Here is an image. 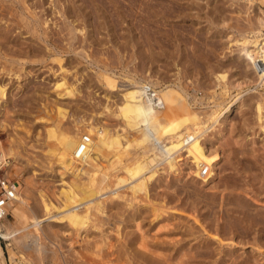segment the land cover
<instances>
[{
  "label": "rangeland",
  "instance_id": "rangeland-1",
  "mask_svg": "<svg viewBox=\"0 0 264 264\" xmlns=\"http://www.w3.org/2000/svg\"><path fill=\"white\" fill-rule=\"evenodd\" d=\"M134 1L136 5L133 3ZM134 1L26 0L28 7L36 12L39 18L41 17L39 32L42 34L51 33L49 35L53 43L52 47L63 59L65 69L69 70L66 74L67 81L79 88V92L73 95L66 94L60 88L61 72L58 64L49 60L52 57L45 55L47 53L44 50L45 43L24 27L21 15L26 16L27 12L22 3L23 0H0V33L9 30L10 36V38L8 34L7 38L0 36V149L6 154L7 150L12 148L15 155L7 160L9 165L6 170L7 174L4 177L1 176L14 182L19 200L23 199L28 205L24 207L23 203L21 206L17 205L16 201H12L6 208V217L0 222V247L6 264H142L141 257L138 255L139 259H135L131 253L139 250L137 246L140 243L136 239V236L140 239V233L134 229L133 217L142 221L137 218L140 215L135 213L136 206L140 205L145 209H140L142 213L150 209L144 202H133L134 208H129L126 205L128 203L125 204L123 200L114 199L115 208L108 203L106 214L98 216V225L102 223L99 230L92 229L88 233H84L82 239L74 235L71 236V234L69 236L63 234L64 231H68L64 225L58 226L48 221L46 224H49L43 228L47 238L41 237L40 242L43 246L40 253H36L35 250L23 249L36 234L33 229H23L26 227V222L22 218V215L29 217L32 213H40L35 189L44 183L41 187H45L48 198H51L53 204L59 203L56 198L59 188L71 185V182H75V180L76 183L79 182L75 177L76 174L73 173L76 169L74 167H83V162L72 155L73 152L79 153L81 156L84 154L76 150L75 137H81L85 130L97 123L102 127L105 125L104 128L108 127L106 129L109 131L112 129L111 133L113 128L118 129L117 120L106 113L104 106L112 108L113 104L120 100L121 95L125 98H133V90L136 87L143 90L145 87H149L160 98L161 105L158 103L157 109L163 115L171 112L170 114L174 118L170 122L172 132L181 130L183 125L196 123L201 117L200 120H206L211 111L220 109L222 111L231 98H234L233 101L238 99L230 114L221 120L220 126H212L214 128H211L212 132L209 129L210 133L207 132L206 136L201 138L202 143L198 142L199 153L202 152L200 154L204 159L203 167H206L205 163L209 166L206 167L209 172L201 178H207V183L198 184L196 182L200 180V177L197 176V172L200 170H196L195 160L189 158L184 149L180 150L179 154L181 155L177 159V165L174 166L175 172L173 168L171 173L167 169V164L162 163L161 166L164 170H159L155 180L151 182L150 198L153 201L157 199L154 202L164 201V206H173V208L184 212L179 220L183 225H186L187 220L188 225L192 224V218L187 215L191 214L190 212L196 214L200 221L207 216L210 220L207 229L210 231L214 226L213 223L217 224L214 221L217 218L214 211L219 205L221 193L238 194L239 200L243 199L264 210V66L255 63V58L260 56V51L261 54L264 53V0H177L178 5L181 6H177L179 9H188L185 11L186 16L176 20L174 18L160 19L157 24L153 18L151 22L149 12L146 15V4L153 6L155 2L156 5L162 3L163 8L158 5L159 8L156 6V10L158 9L162 13L164 11L163 16L168 15L171 4L165 0H161V2L159 0ZM114 4L119 6L118 13L116 12L118 6L116 5V7ZM64 6L66 13H69L61 17L59 12H63ZM170 13L173 15L174 12L171 10ZM147 18L149 22L145 24ZM44 20L48 22L46 21L47 25L42 26ZM67 25L71 30L74 28V31L72 30L73 39L70 40ZM81 29L84 30L80 33ZM41 39L43 40V38ZM133 39H138L143 43L141 42L140 47L134 46ZM256 40L260 42L261 46H256ZM23 49L25 51L31 49L33 53H28L27 57L19 55V51ZM19 58H24L20 61L23 64H21L23 67L21 71H18L17 61ZM12 60L14 63L10 65ZM33 60L36 62L33 63ZM10 69L19 73L21 79L16 81L13 76H10L11 74L8 75L7 70ZM53 73L56 75L54 76ZM99 74L108 76L111 79L109 84L101 77L98 78ZM55 82H58V85ZM217 84H220L225 91L223 97H218L221 89ZM141 94L144 95V92ZM5 95L8 97L6 98ZM164 96H171L169 98L173 101L167 102ZM220 104L222 105L220 106ZM57 112L60 113L57 114ZM162 114L161 120H165ZM204 125L211 126L208 122ZM52 128L56 129V138H50ZM120 134L122 135L121 132ZM165 134L161 133L159 137L161 140L158 139L159 141L153 144L154 152L159 151V146L175 142L172 140V135L167 133L166 136ZM94 140L99 143L97 137ZM58 145L63 147L66 155H71L70 158H65L60 162V166L65 165L66 167L65 169L60 168L61 174H64L61 176L63 178L61 182L60 173L57 171L58 164L54 163L52 170L46 168L48 167V157L46 158V153L43 152L52 146H55L52 149H57ZM93 148L89 151L90 154L89 152L87 154L86 164L91 167L97 166L98 172L103 174L105 173L103 167L106 164V159L102 150ZM84 151H86L85 148ZM133 153L142 155L141 151L132 148L129 157L120 151L118 158L122 163L128 162L135 156ZM52 158L56 157L51 156ZM55 160L58 161V158ZM71 165L75 166L71 168ZM161 166L158 168H162ZM211 172L214 174L212 175ZM85 178L84 176L83 180L86 182ZM243 190L248 195H245ZM113 191L106 188L103 192L104 197L97 194V199V195L94 194L91 202L96 203L101 198H115V194H111ZM121 192H124L123 194L127 198L129 192L126 188L121 189ZM162 193L165 197L171 196L172 201L169 203L168 200L162 201ZM253 194L258 196L259 203L252 200ZM117 206L118 208H116ZM131 209L134 211L133 213ZM93 211V209L90 211L91 216L95 215ZM129 214L131 217L128 216ZM146 215L144 221L141 222L142 229L147 230L146 235L148 234L147 236L150 237L149 235H152L153 231H149L148 225L151 224L149 223L151 221L154 224L153 216ZM123 219H126L124 224ZM118 224L124 228L116 226ZM203 224L206 223L203 222ZM210 226L211 229H209ZM117 228L121 233L119 237L115 234ZM197 228L199 229L198 226ZM198 229L193 232V236H196L199 242L196 239L195 241L191 240L193 239L191 237L185 239V242L195 244L193 245L196 248L191 250V254L195 251L199 254L197 261L199 263L197 264H242V260H244L243 264H264V233L258 238L253 233H249L241 243V239L237 237L233 239L225 237V240L219 243L214 237H202L201 229L200 231ZM7 231L19 233L14 238L5 240L3 235ZM186 235L189 236V234ZM134 238L136 240H133ZM208 240V244L205 243ZM244 241L249 242L247 244ZM126 243L128 246L125 245ZM129 243H132L133 246ZM198 243H200V247ZM97 244L101 246L99 247ZM205 244L210 249L202 248ZM104 245L106 246L104 247ZM212 251L215 253L212 254ZM153 258L158 259L156 256Z\"/></svg>",
  "mask_w": 264,
  "mask_h": 264
},
{
  "label": "bare ground",
  "instance_id": "bare-ground-1",
  "mask_svg": "<svg viewBox=\"0 0 264 264\" xmlns=\"http://www.w3.org/2000/svg\"><path fill=\"white\" fill-rule=\"evenodd\" d=\"M159 1L161 2V0H159ZM165 1H167L169 4H171V8H170V11L168 12V15H164V16H163V13L165 14L164 11L162 13V12H159L158 9L156 10L158 5H159V7L163 8V4L162 3L161 4L158 3L156 5V2H155L154 3L155 6L146 4V7L143 5L146 8L145 9L146 12H147L146 15H148L150 13L149 14V16H150L149 19L150 20L153 18V21H155L156 24H157L160 19L161 20L162 19L163 20L164 19L168 20V19H173L174 18V20H176L179 17L183 18L182 16H186L185 11L186 10L188 11V9L184 8L185 6L183 7L184 9H182V8L179 9L177 6H180V5H178L177 0H165ZM180 1H182V0H180ZM22 3L25 5V10L27 12V15L26 16L25 15L24 16L21 15V21L24 23V25H25L24 27H26L28 29V32H30L34 36H37V38L39 40H41L43 43H45L44 50L47 52L45 55H47L48 57H52L49 60H51V62H55V63L58 64L59 71L61 72V76H62V78L59 76L61 78V80L59 82L60 88L63 89L66 94H73L74 95V94L78 93L79 92V88L74 86V84L73 85L70 84L67 81V75L66 74H67V71H69V70L65 69V66L63 64V59L56 52L54 47H52L53 43L51 42V37H50L51 33H49V32L47 33L46 29H45L46 33L42 34L41 32H39V29L41 28L40 23H39L41 21L40 20L41 17L39 18L37 16L36 12L32 11L28 7L29 5H27L28 3L26 2V0H23ZM133 3H135V5H136L135 1ZM182 3H184V2H182ZM140 4H142V3L140 2ZM185 4H186V2H185ZM114 5L116 6L117 4H114ZM135 5H133V6H135ZM189 6H190V4H189ZM138 7H140V6H138ZM167 7H168V5H167ZM71 8H72V6H71ZM94 9H95V7H94ZM141 9H143V8H141ZM118 10H119V6H118V9L116 11L117 13L119 12ZM120 10H121V7H120ZM145 10H144V12H145ZM160 10H162V9L160 8ZM171 10L174 12L173 15H170L171 14L170 13ZM59 13L61 14V17H63V16H66V14H68L69 12L66 13V7L64 6L63 12L61 11ZM166 13H167V11H166ZM145 17H148V16H145ZM149 19L147 18V20L145 21V24H146V22H149L148 21ZM46 21L44 20L42 26L47 25L48 21L47 22ZM151 22H152V20H151ZM66 28H67L68 35L70 36L69 40L73 39L72 30L74 28L71 30V29L68 28V25H67ZM83 30L84 29L79 30L80 33L83 32ZM8 31L7 32H1L0 33L1 34L0 35L1 38H7L6 36L8 34ZM41 31H42V29H41ZM64 32H66V31H64ZM3 36H5V37H3ZM8 36H9V34H8ZM9 38H10V36H9ZM41 38H43V40ZM13 40H11V41H13ZM132 42H133L132 44H134V46H139L140 47L142 41L140 42L138 39H133ZM144 42H145V40H144ZM20 46H22V45H20ZM256 46L257 47L261 46L260 42L258 40H256ZM27 48H29V47H27ZM29 50L30 51H25V49H23V50L19 51L20 52L19 55L27 57V54L32 52L31 49H29ZM42 53H43V50H42ZM42 53H40V54H42ZM259 55L260 56L258 58H255V63H256V65L258 64L260 66H264V53L261 54V51H260ZM5 56H8V55L5 54ZM138 56H139V54H138ZM148 57H149V55H148ZM5 58H7V57H5ZM140 58H142L141 55H140ZM140 58H139V60H141ZM21 60H24V58H21V59L19 58V60L17 61V63L19 64V70L18 71H21L22 68H23L21 66V64H22L20 62ZM34 62H36V61L33 60V63ZM6 63H8V62L6 61ZM13 63H14V61L12 63H10V65H12ZM7 73H8V75L11 74L10 76H13L16 81L21 79V78H19V73H15V71L13 72L11 69L7 70ZM53 75H54V73H53ZM99 77H101L108 84H109V82L111 80L106 75L99 74L98 78ZM176 77H178V76H176ZM187 79H188V77H187ZM263 83H264V74H263ZM55 84L58 85V82H55ZM217 85H219L220 89H221L220 92L218 93L219 94L218 97H220V96L223 97L225 91L223 90V88L221 87L220 84H217ZM5 89L7 90V88H5ZM141 92H144V95H142ZM5 94H6V92H5ZM177 94H179V93H177ZM133 96L134 97L130 99V98H125V97H123L121 95L120 100H118L116 102V104H113L112 108L111 107L109 108V106H104V108L106 109V113L117 120L116 122H118V125H117L118 129L113 128V131L111 133L112 129H110V131H109V130L106 129L108 127L104 128V126H105L104 124H102V125H104L102 127L101 125H99L97 123L95 125H91L90 128L85 130L84 134L82 133L81 137L76 135L77 137H75V138H76L77 142L75 141L76 143H74L75 147H76V150H79L80 153H84V154L81 156V154L79 155V153L73 152L74 154H72V155L74 157H76L78 160H80L81 162H83L82 163L83 167H78V166L76 167L75 165H74L75 167L73 166L74 168H76L73 173L76 174L75 177L78 179L79 182L76 183V180H75V182H71V185L63 186V184H62V186H63V187L61 186L62 189L59 188V191L56 194V198H57V200L59 202L58 204H56V203H55L56 205L53 204L51 198L50 199L48 198L47 193L45 192V187L44 188H43V186L41 187V185H43L44 183L41 182L42 184L41 185L39 184L40 187H37V189H35L36 194H37L36 197L38 198L37 199L38 200V204L40 206V213L38 212L37 214H35V213L31 212L32 214L29 217H26V216L23 217V215H22V218L26 222V227H24L23 229L24 230L25 229L26 230L27 229H33V231H35L37 235L34 234L35 235V236L33 235L34 238H32L31 242L28 243V245L24 246L23 249L24 250H35L36 253H40V251L42 249V246H43L42 243L40 242V240H41V237L42 238H47L46 234L44 233V229L43 228L49 224V223L46 224L48 221H50L51 223H54V224H56L58 226H61V224L64 225V227H66L68 231H64L63 234L68 235V236H69V234H71V236L74 235V236H77V237L81 238L84 233H88L92 229L98 231L99 227L102 226V223H101V225H98L99 224L98 223V216L101 217V216H104V214H106L105 210L108 208V207H106L108 205V203H109V205H113L114 208H115L116 203H114V199H119L120 201L123 200L125 202V204L128 203L126 205H128L127 207H129V208H134L133 202H137V203L144 202L150 208V209H148L149 211H145V213H142V212H140V209H143V207H140V205L139 206L137 205L136 206L137 209H136V212H135V213H139L140 216L137 217V218H139L142 221H144V219H145L144 216L146 214H148L150 216L151 215L153 216L152 220H153L154 224L151 221V222H149L151 224L148 225V227L150 228L149 231H153V234L149 235L150 237L147 236L148 234L146 235V231L147 230H143L144 228L142 229V227H143L142 226L143 224L141 223L142 221H139L137 219L139 221L138 222L135 219L136 217H133L136 214L135 215L131 214V215H133L132 217H133V219L135 221L134 222L135 223L134 229L140 233V235H139L140 239L137 238V236L135 235L136 239L140 242L138 244V246H137L139 250H135V253H131V254H133V258H135V259L140 256L141 260H142V264H197V263H199V262H197L199 254L196 251H195V253L192 252V254H191V250L193 248H196V247H194L195 244L193 243L194 244L193 245L192 242H190L191 244H189L188 242H185V239L189 238V237L193 238L191 240L195 241L196 236L195 237L193 236V232H195V230L198 229L197 226L199 227V229H198L199 231L201 229L200 233H201L202 237H204V236H209L210 238L214 237V239L217 240V242H219V243H222L223 240H225V237H229V239H233L234 237H237L238 239L240 238L241 239L240 243H241V241L244 240L245 237H248L249 233H253V235L255 237L257 236V238L261 237L260 235L264 233V228H263V226H264V220H263V218H264V210H262L261 207H257V205H254L255 206L254 207L253 205L249 204L247 201H244L243 199L239 200L238 199V197H239L238 194H232V193H230V194H222L221 193L219 205L216 207V210L214 211V213L216 214V217H217L214 221L217 222V224L215 225V223H213L215 228L213 226V228L211 230L213 232L212 234H211V231L207 229V227H209V225H210L209 224L210 222H208L210 220L207 218V216L203 217L204 220L201 219V221H200L197 218L196 214H195L196 215L195 216L192 212H190L191 214L188 213L187 215H188V217L192 218V224L188 225V223H187L188 220H187V222L185 223L186 225H183L181 223V221L179 222V220L181 219V217H180L181 214H183L184 212H181L178 209L173 208V206H171V207L164 206V201L163 200H165V201L168 200V203H169L170 201H172V197L171 196H169L167 194L168 197L167 196L165 197L164 193H162L161 197H162V201L163 202H158V203L154 202L157 199H155L153 201V199L150 198V194H151L150 193V184H151L152 181L155 180L156 175H158V171L159 170H164L163 167L161 166L162 163H166L167 164V169L170 170V172H171V170L174 168V166L177 165V163H176L177 159H179V157L181 155V154H179L180 150L184 149L185 153L189 156V158L191 157L193 160H195V163L197 164V166H196V170L197 171L200 170L204 166V163H203L204 159L201 157V154H200L202 152L200 151V153H199V150H198V148H199L198 147V145H199L198 142L201 141L202 137L206 136L205 134L209 131V129L211 131V128H213L212 126H217V125L220 126L221 120H223L224 118H226L228 116V114H230V112L234 108V105L236 104L238 99H235L233 101L234 98H231V100L227 103V105L224 108H222V111L220 109L218 111L213 110L210 113L208 112L209 113L208 115L205 114V115H207V118L205 117L206 120H203V121L200 120L202 117L199 120L197 118L198 121L196 123H193V124L191 123V124L186 125V126L183 125V128H181L179 126L181 128V130H179L177 128L178 131L172 132L173 129L170 126V122L174 118H172V115L170 114L171 113L170 112V110H171L170 108H172L171 105H170V108H169L170 109L169 110L170 113H168L167 115H163L162 112H160V110L157 109V105L159 106V104H160V98H158L157 96H156L157 97V101H151L147 97V94L145 93V90L140 89L138 87H136L133 90ZM5 97H6V95H5ZM7 97H8V95H7ZM66 97H64V98H66ZM169 97H171V96H168V97L164 96V98L167 100V102L171 103L173 100H171V98H169ZM125 99H128V100H125ZM55 100H57V99H55ZM113 102H115V101H113ZM63 103H64V101H63ZM114 105H115V108L113 109ZM214 105H216V104H214ZM221 105L222 104H220V106ZM58 113H60V112H57V114ZM160 113L162 114L163 119H165V120H161V114ZM163 113H165V112H163ZM188 114L190 115V113H188ZM194 114H192V115H194ZM207 122L209 124H211L210 127H209V125H204V123L206 124ZM180 124H183V123H180ZM55 130H56L55 128L51 129V136L49 135L50 138H56L57 137V132ZM120 132L122 133V135L120 134ZM161 133H166V134L169 133V135H172L171 136L172 140L175 141V142H173V143L170 142V143L164 145L165 143L163 141L164 144H162V145H164V146H159V149H158L159 151L158 152L157 151L154 152L153 151L154 148H152V146H153V144L156 141L158 142L159 140H161V139H159ZM208 133H210V132H208ZM84 135L88 136V141L83 144L81 142V139H82V137ZM128 136H130V137H128ZM95 137H97L99 139V143L95 142V140H94ZM167 140H165V141H167ZM172 140H170V141H172ZM52 142H54V141H52ZM159 143L161 144V142H159ZM201 143H202V141H201ZM82 146H84L86 151H84V148H81ZM52 147L55 148V146H52ZM52 147H49L50 149H46V151H43L44 153H46L45 157L46 158L48 157L47 158L48 167H46V168H48L49 170H52L54 163H57L58 164L57 168H59L57 171H59L58 173H60V178H61V176L64 175V174L63 173L61 174L60 168L61 169H65L66 167H65V165L60 166V162L63 161L65 158H70L71 155L70 156L66 155L67 153H65V150L63 149V147H61V145H58L57 149H52ZM93 147H96L97 150H99V151L102 150V152L104 154V157L106 159V164L103 167L105 173H103V174L98 172V170L96 168L97 166L93 165L95 167H93V166L91 167L88 164H86V157L88 156L87 154H88L89 151H91V149H94ZM132 148L141 151L142 155L139 156V155H135L133 153L135 156L132 157L130 159V161L122 163L119 160V158H118L119 157V152L122 151L124 154H126L128 156L129 153H130V149L132 150ZM11 149H8L7 150L8 152L6 154H4L3 151H1L2 149H0V175H2L3 177L7 174L6 170L9 167L7 160L10 159L14 155V153H13V151ZM49 153L51 154V156L56 157L55 159L58 158V161H56L53 158L51 159V156H50ZM89 154H90V152H89ZM133 154H132V156H133ZM213 162H215V161H213ZM213 162H212V164H214ZM16 165H17V163H16ZM205 165H206V167H209V166H207L206 163H205ZM159 166H161L162 168L159 169L158 168ZM210 166H212V165H210ZM213 166H215V164ZM73 167L71 165V168H73ZM57 168H55V169H57ZM194 169H195V167H194ZM212 171H214V170H212ZM174 172H175V168H174ZM194 172H196V171H194ZM207 172H209V171H207ZM19 173H20V171H19ZM33 173L36 174L35 172H33ZM211 173H212V175L214 174L213 172H211ZM208 175H210V174H208ZM84 176L86 177L85 179H87L86 182H85V180H83ZM197 176L200 177V180L196 181L198 184L207 183V181H208L207 178L206 179H201L203 176L200 175V171L197 172ZM30 180H32V179H30ZM46 180H48V179H46ZM62 180H63V178L60 179V182ZM106 188H110L112 191L114 190L111 194H113V195L115 194V196H114L115 198H113V197L101 198L100 200L96 201V203L91 202V198L93 197L94 194H96V195L98 194L100 196L101 195L103 196L104 195L103 192H104V190ZM123 188H126V190L129 192V194H127V198L124 196L125 195V194H123L124 192H121V189H123ZM152 188H154V187H152ZM151 191H153V190H151ZM242 192L245 195H248L245 192V190H243ZM105 194H107V193H105ZM218 194H220V193H218ZM98 195H97V199H98ZM107 196H109V195H107ZM254 196H253L252 200L255 203H259L258 196L257 197L256 196L254 197ZM210 200H213V199H210ZM13 201H16L17 205L18 204L21 205L23 203L24 207L28 206L27 203L23 201V199H22V201L19 200V198L17 196V193H15V198H14ZM225 201H228V202L225 204L224 203ZM232 204H234L235 206L231 207L230 205H232ZM23 205H21V206H23ZM228 206H230V207H228ZM116 208H118V206ZM92 209L94 210L93 212L95 214V215H93L94 218H93V216L90 215V213H91L90 211ZM109 209H111V208H109ZM214 209H215V207H214ZM143 210H145V209H143ZM109 211H111V210H109ZM113 211H114V209H113ZM195 211H194V213H196ZM133 212L134 211L132 210V213ZM124 213H125V211L123 212V214ZM129 213H130V211H129ZM128 216H130V214ZM199 216H201V215H199ZM202 216H204V215L202 214ZM123 218H124V216H123ZM92 219H94V220L92 221ZM127 219H129V218H127ZM149 219H151V218H149ZM124 220H126V219L122 220L123 224H124ZM131 221H132V219H131ZM202 221L204 223H206V224L204 225ZM220 222H221L222 226H221ZM118 223H119V221H118ZM129 223H130V221H129ZM119 224L116 225V226L120 227ZM125 224H127V223H125ZM120 228H122V227H120ZM209 229H211V226H210ZM119 230L117 228L116 229V233H115L118 237L121 234V233H119ZM17 233H19V232H17ZM17 233H16V231H10V232L7 231L5 233V235H3V237H4L5 240L6 239L9 240L11 238H14L15 235H17ZM149 234H150V232H149ZM186 234H189V236H187ZM128 236H130V235H128ZM29 237H30V235H29ZM103 237H105V236H103ZM253 238H252V240H253ZM136 239L134 238L133 240H136ZM149 239H151V241H148ZM196 240L198 241V239H196ZM258 241H261V240H258ZM208 242H209V240L206 241L205 243L208 244ZM248 242H245V243L248 244ZM201 243H202V241H201ZM219 243H217V244H219ZM105 244H106V241H105ZM198 244H199V247H200L201 246L200 243H198ZM106 245H104V247ZM125 245H127V243ZM130 245H132V243ZM205 247H207L206 249H210V248H208L209 246H206V244L202 248H205ZM133 248H135V247H133ZM212 248H213V246H212ZM123 249H124V246H123ZM217 249H219V248H217ZM130 250L133 251L132 249H130ZM199 250H202V249L199 248ZM214 251H212V254L215 253ZM127 252H128V249H127ZM127 252H125V253H127ZM165 253H168V254H165ZM219 253L221 254V252H219ZM206 255L209 256V254H206ZM153 256H156L158 259L155 260L153 258ZM214 256H216V255H214ZM131 257L132 256L130 255V258ZM242 262L244 263V260H242ZM0 264H6L5 260L3 258L1 247H0ZM234 264H236V263H234Z\"/></svg>",
  "mask_w": 264,
  "mask_h": 264
},
{
  "label": "built area",
  "instance_id": "built-area-1",
  "mask_svg": "<svg viewBox=\"0 0 264 264\" xmlns=\"http://www.w3.org/2000/svg\"><path fill=\"white\" fill-rule=\"evenodd\" d=\"M145 93L151 101H157L155 93L149 88L145 87ZM88 141V136L84 135L81 142L84 144ZM207 173V168L200 169V175L204 176ZM15 184L0 175V222L6 217V208L15 198Z\"/></svg>",
  "mask_w": 264,
  "mask_h": 264
}]
</instances>
